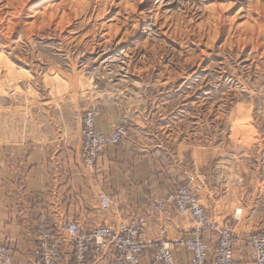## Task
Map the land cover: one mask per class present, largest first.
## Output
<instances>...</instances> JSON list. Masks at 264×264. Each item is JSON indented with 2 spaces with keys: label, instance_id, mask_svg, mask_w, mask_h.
<instances>
[{
  "label": "rangeland",
  "instance_id": "1",
  "mask_svg": "<svg viewBox=\"0 0 264 264\" xmlns=\"http://www.w3.org/2000/svg\"><path fill=\"white\" fill-rule=\"evenodd\" d=\"M7 2L0 145L72 137L93 109L95 125L115 117L111 130L126 119L120 143L152 146L162 179L190 190L244 253L243 237L264 230V37L249 33L264 0ZM48 5L57 22L35 15Z\"/></svg>",
  "mask_w": 264,
  "mask_h": 264
},
{
  "label": "crops",
  "instance_id": "2",
  "mask_svg": "<svg viewBox=\"0 0 264 264\" xmlns=\"http://www.w3.org/2000/svg\"><path fill=\"white\" fill-rule=\"evenodd\" d=\"M114 124L115 117L103 113L96 129L107 134ZM154 154L152 146L134 135L107 148L93 168L87 169L82 163L77 132L68 138L38 135L1 144L0 239L11 250L13 263H39L36 226L41 217L46 218L50 229L75 223L82 232L141 217L147 221L145 233L152 240L188 236L192 223L173 208L163 216L148 210L154 199L177 189L162 179ZM98 192L111 199L107 213L99 208ZM237 251L234 264H249L245 252ZM72 254V243L67 241L62 253L65 264H71ZM172 255L176 264H188L183 250L176 249ZM150 257L146 252L142 264H155ZM109 260L106 254L91 264H109Z\"/></svg>",
  "mask_w": 264,
  "mask_h": 264
},
{
  "label": "built area",
  "instance_id": "3",
  "mask_svg": "<svg viewBox=\"0 0 264 264\" xmlns=\"http://www.w3.org/2000/svg\"><path fill=\"white\" fill-rule=\"evenodd\" d=\"M98 116L99 112L93 109L81 120V155L87 169L93 168L104 150L118 145L128 136L126 119L108 134L98 132L95 127ZM96 200L102 212L111 209V199L104 192H98ZM169 208L191 220L194 227L188 236L170 241L152 240L145 233L147 221L141 217L116 226L96 227L89 232H82L75 223L50 229L46 218L41 217L36 226L40 251L38 264H65L62 253L67 241L73 247L71 264H91L106 254L110 255L109 264H142L146 252L155 264H176L172 255L175 249L188 255V264H234L236 239L232 232L211 221L190 190L178 189L154 199L148 206L149 212L159 215ZM241 242L247 263L264 264V230L247 233ZM0 264H14L11 250L1 239Z\"/></svg>",
  "mask_w": 264,
  "mask_h": 264
},
{
  "label": "bare ground",
  "instance_id": "4",
  "mask_svg": "<svg viewBox=\"0 0 264 264\" xmlns=\"http://www.w3.org/2000/svg\"><path fill=\"white\" fill-rule=\"evenodd\" d=\"M13 1H16L17 2V4H18V6L20 7V6H22V4H23V2L25 1V2H27L26 0H8V2L7 3H12ZM30 1V0H29ZM45 3V4H47L46 3V0H42V2L41 3ZM48 2V1H47ZM147 2H149V0H147ZM2 3V2H1ZM43 3V4H44ZM49 3V2H48ZM39 5V4H38ZM62 5V4H61ZM3 6V5H2ZM23 7V6H22ZM48 8L46 9V8H43L42 9V11H41V13L39 14L38 12H36L35 13V15H40V17H50V19L52 20L53 18L55 19V17H57L56 16V14H58L57 12H58V10L57 9H54L55 8V5H48L47 6ZM214 7V6H213ZM21 8V7H20ZM220 8V7H219ZM4 9H6L5 11H8V10H15V8H13L12 7V4H4ZM221 10V9H220ZM215 11V10H214ZM10 12L11 11H8V15H6V16H10ZM61 12V11H60ZM19 13V12H18ZM223 14H224V12H222ZM263 13L264 12H262V10L260 9V7L257 9V13H256V20H255V23H254V26H252L251 28H249V30H250V36L251 37H256V36H258L259 35V32H262L263 33V37H264V15H263ZM220 14H221V11H220ZM2 16V15H1ZM60 16V15H59ZM4 17V16H3ZM219 17V18H218ZM218 23H220L219 24V26H221L222 27V29H224V27H225V23H226V20L228 19V18H226L225 16H219L218 15ZM60 18H63V16L61 15V17ZM4 19V21L5 22H7V23H9L10 21H9V19L7 20L6 18H3ZM57 19H59V18H57ZM156 19H158V18H156ZM2 20V18H0V21ZM47 20H48V18H47ZM50 20V21H51ZM61 20V19H60ZM50 21H49V23H50ZM54 21H56V19L54 20ZM51 22H53V21H51ZM57 22V21H56ZM0 25H3V24H0ZM5 25V24H4ZM34 26V25H33ZM218 26V27H219ZM33 28H35V27H33ZM32 28V29H33ZM31 29V28H30ZM117 31V30H116ZM111 32V31H110ZM113 32V31H112ZM112 32L111 33H106V34H104L103 36H105V37H108V38H112L113 37V34L115 33H113L112 34ZM118 32V31H117ZM8 34V33H7ZM252 39V38H251ZM104 40V39H103ZM109 40V39H108ZM107 40V41H108ZM259 45L260 44H256L255 46H254V50L256 51V48H258L259 47ZM202 53V52H201ZM3 82V81H2ZM5 85V87H8L9 85H8V83H5L4 84ZM244 234V233H243ZM39 255V254H38Z\"/></svg>",
  "mask_w": 264,
  "mask_h": 264
}]
</instances>
